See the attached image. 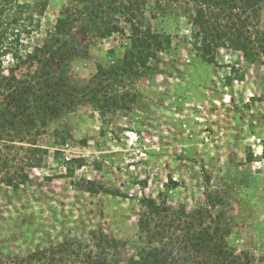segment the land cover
<instances>
[{
  "label": "rangeland",
  "instance_id": "1",
  "mask_svg": "<svg viewBox=\"0 0 264 264\" xmlns=\"http://www.w3.org/2000/svg\"><path fill=\"white\" fill-rule=\"evenodd\" d=\"M72 1L49 0L43 34L55 29L62 8ZM94 1L106 5V0ZM161 5L149 0L146 16L154 30L170 35V45L147 66L138 63L123 89L113 81L111 90L120 106L105 118L90 104L59 117L51 127L70 132L65 144H55L49 133L28 139L50 153L43 167L27 168L29 178L19 191L6 186L0 173L2 262L55 264L53 249L59 252L68 241H89L97 230L124 242L107 255L108 261L117 254L118 264H131L143 211L138 199L143 194L157 197L173 179L178 185L168 191L170 204L187 210L210 204L209 219L231 230L228 242L244 263L264 264V53H257L256 47V61L249 62L225 41L211 51L212 63H205L190 19L197 0H161ZM78 6L84 16L80 14L67 36L63 58L76 52L71 77L84 84L99 65L123 58L130 30L116 14L110 21L119 22L124 34L104 37L100 32L105 27L100 32L97 27L101 11L93 14V27L84 2ZM251 20L259 23L254 16ZM259 20L258 28L264 31V3ZM241 29L255 42L252 46H259L257 28ZM233 66L244 74L243 80L237 79ZM56 149L68 158L84 157L78 177L93 179L107 191H76L54 161ZM40 251L48 257L29 258ZM99 260L73 257L57 264H100Z\"/></svg>",
  "mask_w": 264,
  "mask_h": 264
},
{
  "label": "trees",
  "instance_id": "2",
  "mask_svg": "<svg viewBox=\"0 0 264 264\" xmlns=\"http://www.w3.org/2000/svg\"><path fill=\"white\" fill-rule=\"evenodd\" d=\"M148 1L106 0V5H102L94 0H73L62 8L55 29L43 34L42 17L49 0H0V173L4 172L2 182L6 186L19 191L29 178L27 168L43 167L46 163L49 149L32 144L28 139L49 133L55 138V144L67 143L70 132L51 126L59 117L84 104H90L102 117H107L120 106V100L114 98L111 90L113 81H119L123 89L127 74L136 69L138 63L147 66L157 52L169 47L170 35L154 30L146 16ZM80 2L86 5L85 13H90L86 18L90 26H97L93 14H97L98 9L101 11L97 27L99 32L105 27L100 32L104 37L124 34L125 28L119 22L110 21L116 14L124 17L130 30L123 58L99 65L98 71L84 84L73 82L71 77V61L76 52L63 58L68 48L67 36L80 14L84 16L78 6ZM157 2L161 8V0ZM263 3L264 0H197L195 15L190 19L201 61L211 64V51L227 41L242 51L249 62H255L256 47L257 53H264V31L258 28ZM252 16L258 18V24L252 22ZM249 25L257 28L259 46H252L255 42L241 29ZM233 71L237 79L243 80L244 74L235 67ZM120 97L126 95L120 94ZM53 156L76 191H107L93 179L78 177L77 169L85 165L84 157L68 158L61 149H56ZM248 159H254L251 153ZM177 185L178 182L170 179L157 197L143 194L138 199L143 207L138 221L140 237L130 263L245 264L243 256L228 242L231 230L209 219L210 204L187 210L175 208L168 202V191L176 189ZM208 198L211 200L212 194H208ZM66 243L68 245L60 246L59 252L56 249L51 252L55 264L73 257L87 261L99 257L100 264H118L117 254L110 261L107 255L124 245L121 240L97 230L92 232L89 241ZM58 253L61 256H57ZM39 256L48 257L46 252L40 251L29 258ZM2 261L0 258V264L7 263ZM23 261L13 264L30 263L27 259Z\"/></svg>",
  "mask_w": 264,
  "mask_h": 264
}]
</instances>
